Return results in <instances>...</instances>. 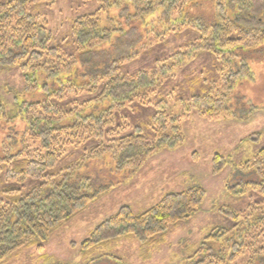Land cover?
Masks as SVG:
<instances>
[{"label": "trees", "instance_id": "obj_1", "mask_svg": "<svg viewBox=\"0 0 264 264\" xmlns=\"http://www.w3.org/2000/svg\"><path fill=\"white\" fill-rule=\"evenodd\" d=\"M55 1L0 0V64L20 70L24 92L41 94L29 101L15 95L8 108L0 103V264L24 247L35 244L40 250L54 229L119 184L118 178L137 172L156 150L182 143L181 122L191 111L206 120L227 115L229 93L238 79H253L250 58L264 49V9L253 0H211L208 18L188 19L187 8L201 0H97L98 9L72 20L76 52L66 53L49 44L47 18L28 12L32 4ZM109 7L116 9L114 15ZM187 27L198 32L197 39L156 61L155 69L121 71L120 65L138 57L147 42L163 41ZM121 43L131 49H118ZM203 51L212 52L219 65L218 81L181 101L179 112L168 110L165 98L154 101L169 72ZM133 105L154 109L144 125L132 126L123 115ZM74 151L79 155L62 163ZM225 163L215 154L212 173ZM240 169L247 170L251 189L262 197L256 202L260 207L254 206L260 213L238 231L241 246L235 251L250 253L246 264H264V148ZM204 195L201 186L192 185L164 194L140 213L123 205L95 227L81 248L122 234L152 239L194 214ZM220 210L237 217L226 206ZM235 255L212 250L190 264H230Z\"/></svg>", "mask_w": 264, "mask_h": 264}, {"label": "rangeland", "instance_id": "obj_2", "mask_svg": "<svg viewBox=\"0 0 264 264\" xmlns=\"http://www.w3.org/2000/svg\"><path fill=\"white\" fill-rule=\"evenodd\" d=\"M253 1L264 9V0ZM98 7L97 0H56L52 5L32 4L28 12L47 18L49 44L61 47L66 53H75L76 46L71 39L72 20L94 12ZM187 10L186 19L195 16L208 18L213 12L212 1L201 0L199 5L192 4ZM107 11L110 15L116 13V9L110 7ZM197 37L198 32L187 27L178 34H169L163 41L147 42L138 57L120 65L121 71L128 74L139 69L151 71L156 68V61L167 58ZM118 49L125 51L131 47L121 43ZM249 65L253 79L237 80L228 95L227 115L206 120L191 111L181 122L182 143L174 149L156 150L137 172L127 179L118 178L119 184L54 229L42 242L40 250L35 244L24 247L2 264H190L212 250L225 257L235 252L229 263L246 264L250 253L235 251L241 246L237 234L254 214L260 213V204L256 202L262 196L251 189L248 172L240 167L264 148V49L259 56L250 58ZM218 67L212 52H201L169 72L154 101L165 98L169 104L167 109L179 112L181 101L193 94L207 92L218 81ZM22 85L20 70L16 66L0 64V103L8 108L15 95L27 101L40 98L39 91L24 92ZM122 112L134 126L147 123L154 109L133 105L130 110ZM145 132L152 137L149 130L145 129ZM79 153L70 152L62 163L76 158ZM215 154H221L226 163L214 174ZM192 185L201 186L205 195L188 219L169 225L152 239L138 240L132 234H122L91 248H81V243L91 236L95 227L121 206L127 205L135 213H140L157 203L164 194ZM234 185L240 190L238 194L228 188ZM223 206L233 210L237 217H228L221 212ZM254 206L259 207L255 209ZM219 229L231 230L219 236L218 233L214 237L208 236ZM203 242L204 249L194 254Z\"/></svg>", "mask_w": 264, "mask_h": 264}]
</instances>
